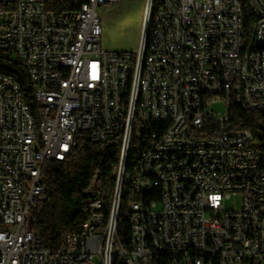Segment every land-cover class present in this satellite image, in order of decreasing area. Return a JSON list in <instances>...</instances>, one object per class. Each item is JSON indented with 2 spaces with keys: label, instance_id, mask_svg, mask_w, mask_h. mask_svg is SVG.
I'll use <instances>...</instances> for the list:
<instances>
[{
  "label": "built area",
  "instance_id": "built-area-1",
  "mask_svg": "<svg viewBox=\"0 0 264 264\" xmlns=\"http://www.w3.org/2000/svg\"><path fill=\"white\" fill-rule=\"evenodd\" d=\"M78 1L55 12L49 0H0V54L27 71L37 104L34 112L0 72V264H264L263 152L248 130L227 127L231 105L214 110L224 55L232 95L264 115V52L240 60L235 0H148L136 51L103 47L100 10L120 0ZM256 1L264 42V0ZM119 135L111 202L98 179L84 192L81 231L45 248L32 228L45 164L64 161L80 136Z\"/></svg>",
  "mask_w": 264,
  "mask_h": 264
},
{
  "label": "trees",
  "instance_id": "trees-1",
  "mask_svg": "<svg viewBox=\"0 0 264 264\" xmlns=\"http://www.w3.org/2000/svg\"><path fill=\"white\" fill-rule=\"evenodd\" d=\"M240 1L244 11V41L248 43L257 16L252 0ZM78 5V0H49V9L55 12L69 10ZM0 72L12 76L21 85L31 109L35 112L37 108L35 90L27 71L0 54ZM230 105V120L227 127L251 131L254 135L252 145L261 149L264 157V115L246 109L234 99H231ZM212 128L216 130L217 123ZM212 133L214 131H206V135ZM78 139V146L64 161H49L45 164L46 193L33 209L32 228L43 246L49 250L60 249L70 232L81 231L83 223L90 216L84 192L95 185L98 179L104 182L107 201L112 200L115 187L114 171L120 157L122 136L100 143L92 142L87 136H80ZM139 150V143L134 141L129 157L130 166L137 160ZM129 199V196L124 198V205ZM119 231L130 236V222L120 218Z\"/></svg>",
  "mask_w": 264,
  "mask_h": 264
},
{
  "label": "rangeland",
  "instance_id": "rangeland-1",
  "mask_svg": "<svg viewBox=\"0 0 264 264\" xmlns=\"http://www.w3.org/2000/svg\"><path fill=\"white\" fill-rule=\"evenodd\" d=\"M148 0H120L109 11L100 10L104 21L103 47L108 50L136 51L142 32ZM214 110L225 111L222 104L214 105ZM233 200L227 201L231 207Z\"/></svg>",
  "mask_w": 264,
  "mask_h": 264
},
{
  "label": "bare ground",
  "instance_id": "bare-ground-1",
  "mask_svg": "<svg viewBox=\"0 0 264 264\" xmlns=\"http://www.w3.org/2000/svg\"><path fill=\"white\" fill-rule=\"evenodd\" d=\"M235 3L239 6V13H241V21H239V41H244L243 4L240 0H235ZM252 5L256 12L257 20L252 28L250 41L248 43H237V53L240 54V60H248L249 51L264 52V42H261L260 8L257 7L256 0H252ZM142 50H150V41H142ZM216 69H219V79L222 82V105L230 106L231 99H234L237 103L245 107L244 103H242L241 95H232L234 79H232V73L228 70V63L225 62L224 55H216ZM207 100H217V93L208 92ZM249 133L252 132L249 131ZM97 199H104V192H97Z\"/></svg>",
  "mask_w": 264,
  "mask_h": 264
}]
</instances>
